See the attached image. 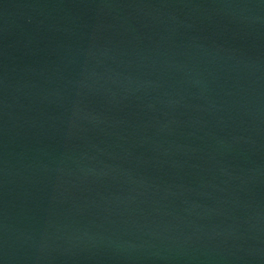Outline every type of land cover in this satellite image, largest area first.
Instances as JSON below:
<instances>
[{
	"label": "water",
	"instance_id": "water-1",
	"mask_svg": "<svg viewBox=\"0 0 264 264\" xmlns=\"http://www.w3.org/2000/svg\"><path fill=\"white\" fill-rule=\"evenodd\" d=\"M0 264H264V0H0Z\"/></svg>",
	"mask_w": 264,
	"mask_h": 264
}]
</instances>
